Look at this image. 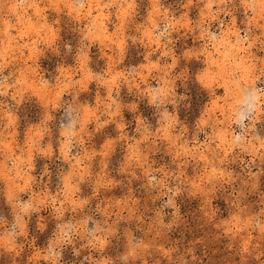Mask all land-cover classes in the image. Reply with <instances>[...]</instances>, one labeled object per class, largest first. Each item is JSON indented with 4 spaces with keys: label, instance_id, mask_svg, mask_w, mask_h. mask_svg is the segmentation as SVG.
Returning <instances> with one entry per match:
<instances>
[{
    "label": "rangeland",
    "instance_id": "1",
    "mask_svg": "<svg viewBox=\"0 0 264 264\" xmlns=\"http://www.w3.org/2000/svg\"><path fill=\"white\" fill-rule=\"evenodd\" d=\"M0 264H264V0H0Z\"/></svg>",
    "mask_w": 264,
    "mask_h": 264
}]
</instances>
